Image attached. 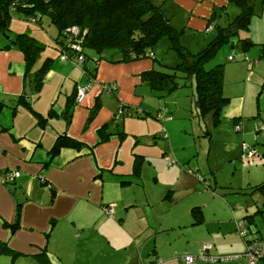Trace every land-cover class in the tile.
Listing matches in <instances>:
<instances>
[{"label":"crops","instance_id":"1","mask_svg":"<svg viewBox=\"0 0 264 264\" xmlns=\"http://www.w3.org/2000/svg\"><path fill=\"white\" fill-rule=\"evenodd\" d=\"M230 3V0H163L158 6L168 17L171 13L172 18L182 19L184 31L189 29L203 37L212 25L220 26L223 13L229 18ZM25 33L37 41L31 32ZM11 37L5 35L3 42L0 39V46ZM55 39L56 34L54 50L44 55L43 50L29 73L22 51L0 50V100L10 105L0 113V178L8 172L18 173L12 182L0 183V241L17 254L15 258L0 256V264H39L36 256L43 250L51 264H186L183 257L199 256L203 245L210 243L213 245L207 253L209 257L224 256L221 247L215 248L217 240L212 237V228L204 231V225H198L205 219L199 204H194L189 215L192 217L195 207L202 214L193 218L191 224L181 225L177 217L170 218L171 209L181 199L179 194L196 197L200 193V176L190 168L172 167L175 161L167 163L171 181L160 185L166 187H157V194L147 182L155 184L158 175L152 179L143 175L146 158L160 154L166 157L168 151L171 153L168 161L173 160L185 149L174 146V137L183 138L185 131L189 136L194 133L193 126L172 130L166 126L171 121L165 119L170 113L167 103L159 107L156 116L145 111L152 108L141 109L145 94L138 91L146 85L141 75L154 69L151 61L114 64L101 60L95 65L91 59L85 62L90 70L96 66L90 83V76L83 69L60 60ZM262 49L264 56V46ZM227 60L234 62L235 58L228 56ZM46 61H50L49 67L41 84H37L36 72ZM26 79L30 95L26 93ZM107 84L115 86L113 93L104 90ZM86 85L89 89L84 99L75 103L69 114L68 104L77 87ZM18 97L22 103L18 102L14 112L11 107ZM225 97L230 101L233 96ZM120 104L127 108L137 106V115L128 118L127 114L120 124L125 132L122 138L111 136L101 143L99 130L110 125ZM241 111L239 115L243 116ZM241 116L235 123L241 121ZM106 129L113 130L114 125ZM62 135L83 143V148L79 151L62 148L49 157L48 151ZM144 137L146 147L141 142ZM159 137L163 142L155 141ZM160 149H164L163 154ZM136 158H139L137 170ZM110 205L114 206L112 215L104 211ZM18 207L19 228L11 232L2 224L15 222ZM235 251L243 253L245 248L238 244ZM198 261L193 264H214Z\"/></svg>","mask_w":264,"mask_h":264},{"label":"rangeland","instance_id":"2","mask_svg":"<svg viewBox=\"0 0 264 264\" xmlns=\"http://www.w3.org/2000/svg\"><path fill=\"white\" fill-rule=\"evenodd\" d=\"M162 2L163 0H154L157 6ZM250 2L254 7V16L251 18L249 31L240 32L232 39L236 46L233 47L230 43L224 44L214 58L205 65L206 69L216 64L225 65L223 94L233 97H230L228 105L221 111L219 118H215L211 112L196 111L194 105L195 80H185L180 73L178 74L180 78L177 79L178 88L162 103L147 85H143L138 91L139 94H145L141 109L152 108L151 110L145 109V111L154 112L153 116H156L155 112L157 113L160 106L169 104L170 113L165 119L171 121L167 122L164 118L162 121L167 122L166 126L170 130L183 125L193 126L192 136L187 135L188 131H185L183 138L174 137V146H185V149L175 157L173 156L175 163L172 167L190 168L200 176V184L198 181L200 193L196 197H189L187 193L179 194L181 199L177 200L179 202L173 206L169 214L171 220L177 217L181 225L191 224L193 221V217L189 215L191 208L194 204L201 206L205 219L198 225H204V231L212 228V237L217 240L215 248L217 250L221 247L224 252V256L213 255L218 259L212 261L214 264H247V259H235L236 256H242L245 252L235 251L238 244L241 247L243 245L246 250L245 242L237 232V224L240 221H243L248 230L246 238L256 235L264 242V195L254 189L257 185H264V56L261 51L262 45L264 46V3L261 0H250ZM227 13L229 18L223 13L220 26L228 25L239 13V8L231 2ZM171 16L170 13L169 17ZM171 19L174 21L175 28H182V19L179 17L175 19L171 17ZM43 20L45 29L38 24L27 22L17 14H12L5 35L13 37L16 34L31 32L37 41L44 44V55L54 50L53 38L56 30L48 24V20ZM185 30L180 37V44L192 54L201 52L216 36V31L212 27L209 28L211 31L204 33L203 37L189 29ZM238 37L252 39L251 41L256 45L249 51L243 52L241 46L237 44ZM151 53L153 55L151 58L145 57L139 61H151L152 67L157 71L170 73L180 62L177 52L171 49L167 38L161 39ZM228 56L234 57L235 61L229 62ZM136 108L137 106L124 107L119 118L115 115L114 125L124 123L123 120L127 114L128 118L130 116L134 118L137 115L138 109ZM242 109L243 116L239 115ZM239 116L242 117L241 121L235 123ZM244 123L249 127L246 128ZM238 127L239 130H237ZM165 135L168 138V134ZM146 138H141V142L145 143L144 147L148 145L145 142ZM155 141L163 142L160 137ZM165 152L169 153L165 155L166 157L160 154L159 157L146 158L143 166L145 177L152 179L153 176L158 175V181L155 184L147 182L148 187H151L150 189L157 194V187L166 183L164 181H171L172 173L167 167L171 153ZM160 153L163 154L164 149H160ZM158 211L156 209V212ZM245 217L252 219L249 227H247ZM210 244L213 245V243Z\"/></svg>","mask_w":264,"mask_h":264},{"label":"trees","instance_id":"3","mask_svg":"<svg viewBox=\"0 0 264 264\" xmlns=\"http://www.w3.org/2000/svg\"><path fill=\"white\" fill-rule=\"evenodd\" d=\"M261 1L264 3V0ZM230 2L238 6L239 14L226 27L213 25L212 28L216 31V36L207 43L201 52L196 54L190 53L187 48L180 44V37L184 32L183 28H175L165 10L161 6H157L154 0H0V39L5 37V31L8 29L12 14H17L27 22L38 24L40 27L44 26L43 19H46L48 24L56 30L55 41L58 44L60 54L65 52L69 59H73L75 52L65 44L66 31L76 27L79 29L80 37L83 40L81 55L84 58V63L74 65L72 62H68L83 69L90 76L91 83L93 80L91 78H94L96 72V66L90 70L85 66V62L93 59L95 65L101 60L116 64L137 61L145 57L151 58L154 46L161 39L167 38L171 49L178 54L179 64L170 73L155 69L144 72L141 75L142 82L156 93L159 100H164L178 88L179 73L185 80L194 79L196 84L194 96L196 111L211 112L215 118H219L221 111L229 103V99L223 94L225 66L216 64L212 68L206 69L205 65L214 58L224 44L230 43L231 46H236L232 39L237 37L240 32L249 31L251 18L254 16V7L250 0H230ZM72 39H74L73 36ZM237 44L241 46L243 52L249 51L251 47L256 45L247 37H238ZM10 48H18L22 51L28 73L44 50L43 45L26 33L16 34L5 45L0 46L1 51ZM261 50L263 51L262 48ZM90 53L96 58L94 59ZM49 64L50 61H46L36 72L37 84H41ZM75 97L76 92L68 104V113L75 105ZM18 102L22 103V98L18 97L14 100V105L11 107L14 112ZM24 104L26 105L25 102ZM8 106H10L9 103L0 100V113ZM146 116L148 115H143V117ZM115 121L113 118L110 125L113 126ZM110 125L107 124L99 130L101 143L111 136L122 138L125 135L122 125L116 123L114 129L108 131L106 127ZM83 145L79 141L62 135L57 138L48 154L52 158L62 148L79 151ZM138 166L139 158H136L134 161L135 170L138 169ZM254 189L259 190L264 195L263 184L255 186ZM201 214L199 207L192 209L194 220ZM18 219L19 207L15 222L12 225L4 222L2 226L7 229L10 228L11 232H15L19 228ZM245 220L247 225L252 223L251 217H245ZM255 238L262 241L256 235ZM243 240L246 243L248 239L244 237ZM2 255L11 258L17 256L13 250L0 241V256ZM36 260L39 264H51L46 250L37 255ZM259 264H264V259Z\"/></svg>","mask_w":264,"mask_h":264},{"label":"built area","instance_id":"4","mask_svg":"<svg viewBox=\"0 0 264 264\" xmlns=\"http://www.w3.org/2000/svg\"><path fill=\"white\" fill-rule=\"evenodd\" d=\"M66 46L75 52V57L73 59H69L68 55L63 52L60 56L61 61H70L74 65H81L84 63V58L82 57L81 53L83 51L82 46V38L80 37L79 29L76 27L70 28L66 31ZM70 38H69V37ZM72 36L74 39H72ZM231 60V58H230ZM107 92H112L115 90V86L113 84H107L103 87ZM89 89V85L86 86H78L76 89V97H75V103L80 104L82 100L85 97L86 92ZM124 106H120L118 109V113L116 118H119V116L123 113ZM239 130V127L238 129ZM164 135V134H162ZM245 148V147H244ZM169 165L173 164V160L169 159L167 161ZM18 176L17 172H8L6 173L2 178H0L1 184H6L9 182H12L16 177ZM104 211L108 215H112L114 212V206L110 205L104 208ZM237 232L241 237H247L248 230L243 223V221H240L237 224ZM247 242L245 243L246 250L244 254L241 256H236L235 259L241 260V259H247V264H259L262 259H264V242L261 240H258L255 238V236H249L247 238ZM212 248L211 244H205L202 247V251L200 252L199 256H185L183 257V261L186 264H193L197 262L198 260L202 261H217V258H212L207 255L208 251ZM148 264V263H147Z\"/></svg>","mask_w":264,"mask_h":264},{"label":"water","instance_id":"5","mask_svg":"<svg viewBox=\"0 0 264 264\" xmlns=\"http://www.w3.org/2000/svg\"><path fill=\"white\" fill-rule=\"evenodd\" d=\"M28 83H29V81H28V79H26V93H27V95H30V89H29Z\"/></svg>","mask_w":264,"mask_h":264}]
</instances>
